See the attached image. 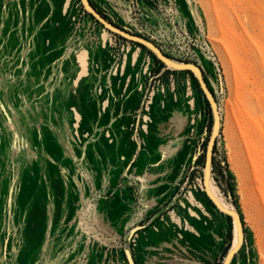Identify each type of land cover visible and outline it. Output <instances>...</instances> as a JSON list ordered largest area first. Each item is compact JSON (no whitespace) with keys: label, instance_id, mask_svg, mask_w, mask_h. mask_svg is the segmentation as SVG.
I'll use <instances>...</instances> for the list:
<instances>
[{"label":"rangeland","instance_id":"obj_1","mask_svg":"<svg viewBox=\"0 0 264 264\" xmlns=\"http://www.w3.org/2000/svg\"><path fill=\"white\" fill-rule=\"evenodd\" d=\"M229 263L264 264V0H0V264Z\"/></svg>","mask_w":264,"mask_h":264},{"label":"water","instance_id":"obj_2","mask_svg":"<svg viewBox=\"0 0 264 264\" xmlns=\"http://www.w3.org/2000/svg\"><path fill=\"white\" fill-rule=\"evenodd\" d=\"M93 15H94V17L97 19V20H99L100 22H103L104 24H106V25H110L109 23H107L104 19H102L101 17H100V15L98 14V13H96V12H94V11H92L91 12ZM112 26V25H111ZM113 27V26H112ZM114 28V27H113ZM114 29H116V28H114ZM117 30V32H118V34H120V35H123V36H126V37H128V38H130L131 40H133V41H137V42H139V43H141V44H144V45H146V46H148V45H151V46H153L151 43H149V42H147V41H145V40H143V39H140V38H137V37H133V36H131V35H129V34H127V33H125V32H123V31H120V30H118V29H116ZM116 32V31H115ZM116 32V33H117ZM154 48H156L155 46H153ZM157 49V48H156ZM160 53V52H159ZM161 54V53H160ZM161 56H162V58L163 59H165L164 57H163V55L161 54ZM163 59H161L163 62H166L165 60H163ZM190 71V70H189ZM192 72V71H191ZM194 75H195V77L198 79V81H199V84H200V86H201V88H202V90H203V92L205 93V95H206V97H207V99L209 100V102H210V104H211V108H212V112H213V118H214V120H213V130H212V134H211V137H210V139H209V142H208V146H207V150H206V159H205V167H204V169H206V168H211V158H212V151H213V147H212V150L210 151V149H209V145L211 144V140H212V135H213V132H214V127H215V125H216V123H217V121H218V118H219V111H218V108H217V106H216V104H215V102L213 101V98H212V95H211V93H210V91H209V89H208V87L206 86V84H205V82H204V79H203V76H202V73H201V71L199 70V71H197V73H194V72H192ZM197 74V75H196ZM216 140V139H215ZM215 140H214V143H215ZM214 143H213V146H214ZM232 217V216H231ZM233 218V217H232ZM238 219H239V216H238ZM239 222H240V231H241V235L243 236V238H244V233H243V227H242V224H241V221H240V219H239ZM242 244H243V240H242ZM242 246V245H241ZM228 255H229V253H227L226 254V258L228 257ZM225 258V259H226ZM224 263V262H223ZM230 264V263H229Z\"/></svg>","mask_w":264,"mask_h":264},{"label":"bare ground","instance_id":"obj_3","mask_svg":"<svg viewBox=\"0 0 264 264\" xmlns=\"http://www.w3.org/2000/svg\"><path fill=\"white\" fill-rule=\"evenodd\" d=\"M87 8H88V5H86ZM90 9V8H89ZM90 11H94L93 9H90ZM95 12V11H94ZM103 23V22H102ZM104 24V23H103ZM105 26H108L106 24H104ZM110 29H113L117 32L116 29H114L111 25H109ZM118 33V32H117ZM87 52L85 51H81L78 53L77 55V63L79 65V72L77 74V77L74 81V86L78 84V82H80V80L83 79V75H88L89 73V69H88V63L86 61V56H87ZM165 60V59H164ZM167 64L169 65H178V66H185L187 67L188 69H191V71H193L194 73H197V71H199L198 68H196L195 66L192 65V67L190 65H184L182 63H177V62H174V61H170V60H166ZM197 75V74H196ZM79 112L78 108L77 107H74L72 108V114L73 115H77ZM217 124H218V121H217ZM207 176H206V179H207V186H208V189L211 190V178H210V175H209V171L207 170ZM234 221H235V231H236V234H235V237H234V241H233V245L231 247V253H234L237 248L240 246L241 244V236H240V222H239V219H238V215L237 214H234L232 215ZM231 253L229 252V256L228 258H230L231 256Z\"/></svg>","mask_w":264,"mask_h":264},{"label":"trees","instance_id":"obj_4","mask_svg":"<svg viewBox=\"0 0 264 264\" xmlns=\"http://www.w3.org/2000/svg\"><path fill=\"white\" fill-rule=\"evenodd\" d=\"M164 67H165V66H164V64H163L162 62H158V71H159V72H160ZM159 72H158V73H159ZM189 74L191 75L192 79H193L194 81H196V82L198 83V85H199V82H198L197 78L194 76V74H193L192 72H190V71H189ZM201 91H202V90H201ZM202 93H203V91H202ZM203 96L205 97L204 94H203ZM231 247H232V241H231V243L228 245V247H227V249H226V254L231 250Z\"/></svg>","mask_w":264,"mask_h":264}]
</instances>
